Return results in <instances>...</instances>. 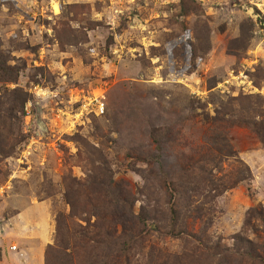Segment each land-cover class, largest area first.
I'll use <instances>...</instances> for the list:
<instances>
[{"label": "rangeland", "instance_id": "rangeland-1", "mask_svg": "<svg viewBox=\"0 0 264 264\" xmlns=\"http://www.w3.org/2000/svg\"><path fill=\"white\" fill-rule=\"evenodd\" d=\"M0 264H264V0H0Z\"/></svg>", "mask_w": 264, "mask_h": 264}, {"label": "built area", "instance_id": "built-area-1", "mask_svg": "<svg viewBox=\"0 0 264 264\" xmlns=\"http://www.w3.org/2000/svg\"><path fill=\"white\" fill-rule=\"evenodd\" d=\"M98 110H99L100 113H103V106L99 105L98 106ZM12 250H15V247H13Z\"/></svg>", "mask_w": 264, "mask_h": 264}, {"label": "crops", "instance_id": "crops-1", "mask_svg": "<svg viewBox=\"0 0 264 264\" xmlns=\"http://www.w3.org/2000/svg\"><path fill=\"white\" fill-rule=\"evenodd\" d=\"M39 243H42V242L39 240ZM38 262H39V260H38Z\"/></svg>", "mask_w": 264, "mask_h": 264}, {"label": "trees", "instance_id": "trees-1", "mask_svg": "<svg viewBox=\"0 0 264 264\" xmlns=\"http://www.w3.org/2000/svg\"><path fill=\"white\" fill-rule=\"evenodd\" d=\"M102 185V184H101Z\"/></svg>", "mask_w": 264, "mask_h": 264}]
</instances>
